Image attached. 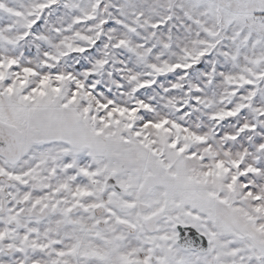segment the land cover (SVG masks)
Masks as SVG:
<instances>
[{
    "label": "snow or ice",
    "instance_id": "1",
    "mask_svg": "<svg viewBox=\"0 0 264 264\" xmlns=\"http://www.w3.org/2000/svg\"><path fill=\"white\" fill-rule=\"evenodd\" d=\"M0 264H264V0H0Z\"/></svg>",
    "mask_w": 264,
    "mask_h": 264
}]
</instances>
